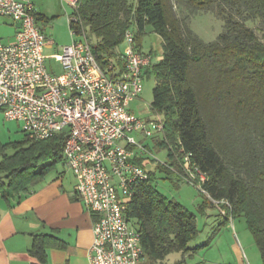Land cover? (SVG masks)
<instances>
[{"label":"trees","instance_id":"16d2710c","mask_svg":"<svg viewBox=\"0 0 264 264\" xmlns=\"http://www.w3.org/2000/svg\"><path fill=\"white\" fill-rule=\"evenodd\" d=\"M210 10L224 21V30L206 41L188 19ZM78 15L103 66L122 70L119 47L128 29L140 51L149 27L162 38L161 59L145 70L156 80L151 109L165 123L162 136L154 137L168 157L159 168L183 181L182 162L191 153V162L208 174L204 187L211 197L201 192L207 204L228 201L230 206L222 204L228 215L220 212L226 222L246 218L264 264V0H82ZM26 135L29 147L0 161L2 198L29 193L64 162L66 132L45 139ZM142 155L135 160L146 169ZM147 172L125 215L140 232L143 263L168 264L174 252L191 253L198 225ZM45 241L37 236L30 250L41 263Z\"/></svg>","mask_w":264,"mask_h":264},{"label":"built area","instance_id":"2783aa9c","mask_svg":"<svg viewBox=\"0 0 264 264\" xmlns=\"http://www.w3.org/2000/svg\"><path fill=\"white\" fill-rule=\"evenodd\" d=\"M61 1L72 8L68 21L73 41L62 47L63 71L56 74L47 65V36L38 25L34 1L0 0V14L17 24L14 42L0 39V110L35 138L68 134L64 163L75 172L76 192L96 217L90 264H144L140 232L125 211L137 183L149 176L135 160L146 146L133 132L156 137L165 124L161 117L147 120L130 108L144 89V71L153 55L137 49L134 31L128 29L122 70L103 66L80 23L82 0ZM191 155L186 153L182 162L183 181L211 197L204 187L208 174L191 162ZM212 200L227 216L223 205L230 203Z\"/></svg>","mask_w":264,"mask_h":264},{"label":"rangeland","instance_id":"374dc122","mask_svg":"<svg viewBox=\"0 0 264 264\" xmlns=\"http://www.w3.org/2000/svg\"><path fill=\"white\" fill-rule=\"evenodd\" d=\"M35 3L36 9L44 16L38 20V25L47 36L45 40L47 65L54 73L60 74L63 71L61 49L73 41L68 21V14L72 12V8L61 0H39ZM0 18L10 19L11 17L0 14ZM188 20L195 33L206 41L215 39L224 30V21L212 10L196 13ZM10 36V32L0 28V37L5 42L10 41ZM161 40L162 38L149 27L142 41L143 49L147 53L152 52L154 63L161 59ZM127 48L128 43L124 40L119 50L124 53ZM144 75V89L139 97L131 102L130 108L147 120H156L160 116L151 109L153 89L156 83L155 76L153 74L148 76L145 71ZM150 128L156 131L152 125ZM133 134L139 142L146 146V150H142V156L145 158L146 169L155 175L157 189L169 199L180 202L196 217L198 234L189 242L191 253L174 252L167 257V263L242 264L240 259L243 258L245 264H263L260 248L253 233L247 227L246 218L240 215L226 222L217 207L207 204L205 196L198 188L178 181L174 176L169 177L159 168L160 161L166 162L168 157L165 149L155 146L156 138L140 137L135 132ZM161 136L158 134L156 137ZM28 147V137L22 124L17 120L5 119L3 111L0 110V161ZM147 150H150L152 154ZM57 171L68 174L73 170L69 169L64 162H58L51 173ZM244 254L246 257H243Z\"/></svg>","mask_w":264,"mask_h":264},{"label":"crops","instance_id":"0c3cea01","mask_svg":"<svg viewBox=\"0 0 264 264\" xmlns=\"http://www.w3.org/2000/svg\"><path fill=\"white\" fill-rule=\"evenodd\" d=\"M0 28L11 34L6 43L16 40L12 17L0 18ZM54 167L29 193L0 197V264H90L96 217L76 192L75 172L51 173ZM37 236L46 240L45 263L30 252Z\"/></svg>","mask_w":264,"mask_h":264}]
</instances>
